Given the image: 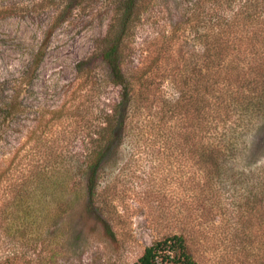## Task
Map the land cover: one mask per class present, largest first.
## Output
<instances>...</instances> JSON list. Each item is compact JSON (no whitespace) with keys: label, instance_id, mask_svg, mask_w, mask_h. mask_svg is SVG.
Returning <instances> with one entry per match:
<instances>
[{"label":"trees","instance_id":"trees-1","mask_svg":"<svg viewBox=\"0 0 264 264\" xmlns=\"http://www.w3.org/2000/svg\"><path fill=\"white\" fill-rule=\"evenodd\" d=\"M231 1L32 3L31 10L50 13L49 32L76 11L95 5L107 15V23L92 52L75 64L79 84L62 139L66 152L61 140L47 145V138L39 139L45 149H38L37 160L13 164L17 150L7 167L0 168V197L9 202L8 208H0V217H11L9 232L13 229L21 238L20 228H32L43 201L81 190L86 209L114 238L111 173L117 156L123 146L133 151L156 148L175 158L179 184L201 210L211 219L229 214L238 226L237 243L256 244V262L264 264V0L259 7L234 9ZM48 45V39L40 41L30 68L40 66ZM24 77L0 79V141L3 129L19 114ZM104 84L116 88L113 99H104ZM76 142H81L79 150ZM26 255L0 250V264L22 258L30 264ZM129 264H196L191 236L182 230L164 234Z\"/></svg>","mask_w":264,"mask_h":264},{"label":"rangeland","instance_id":"rangeland-1","mask_svg":"<svg viewBox=\"0 0 264 264\" xmlns=\"http://www.w3.org/2000/svg\"><path fill=\"white\" fill-rule=\"evenodd\" d=\"M35 1L0 0V79L16 80L26 75L19 92V114L1 134L0 168L7 167L17 150L13 164L19 160L25 166L29 159L37 160L45 149L39 139L44 142L47 138V145L49 140H61V150L66 152L62 139L79 84L75 64L92 52L95 38L105 31L107 23V15L95 5L76 11L49 32L50 13L47 9L31 10ZM238 5L259 7L260 3H230L231 9ZM147 31L141 37H146ZM43 39H48V49L40 66L33 70L28 63ZM100 89L104 99L116 95L112 84ZM80 146L81 142H76L74 149ZM160 152L156 148L133 151L123 146L118 154L111 173L115 178L113 203L117 211L112 222L114 238L104 233L98 218L86 209L81 190H66L65 196L61 190L63 197L47 198L40 204L42 210L37 212L32 228H20L24 233L21 238L19 232L7 230L11 217L2 215L0 250L25 251L30 264H129L154 240L182 230L191 236L196 264H260L256 262L260 252L256 244L237 243L235 220L229 214L211 219L203 212L191 192L181 188V171L175 158ZM256 161L250 163L252 167ZM226 198L224 195L230 209ZM7 199L0 197V208H8ZM59 200L62 202L57 203ZM25 262L22 258L14 264Z\"/></svg>","mask_w":264,"mask_h":264}]
</instances>
